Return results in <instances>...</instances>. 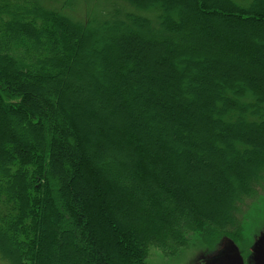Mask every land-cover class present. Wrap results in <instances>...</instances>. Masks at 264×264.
<instances>
[{
    "label": "trees",
    "instance_id": "1",
    "mask_svg": "<svg viewBox=\"0 0 264 264\" xmlns=\"http://www.w3.org/2000/svg\"><path fill=\"white\" fill-rule=\"evenodd\" d=\"M59 1L0 0V260L241 240L264 189V0H96L82 20Z\"/></svg>",
    "mask_w": 264,
    "mask_h": 264
},
{
    "label": "rangeland",
    "instance_id": "2",
    "mask_svg": "<svg viewBox=\"0 0 264 264\" xmlns=\"http://www.w3.org/2000/svg\"><path fill=\"white\" fill-rule=\"evenodd\" d=\"M60 5L66 6L72 11L75 10L76 5L81 6L75 12L65 11L78 20H82L85 11H93L95 13L98 7L96 6V0H60L58 4H54L53 6L60 8ZM257 194L255 197L247 200L243 206L244 229L241 240L234 241L231 239L240 252H247L249 257L252 254L253 245L264 231V189H259ZM221 239L216 244L209 245L200 238L191 237L185 247L179 248L174 252L169 250L164 252L153 248L149 251L146 264H209L205 262L212 256L213 251L219 248L218 244ZM0 264L6 263L0 260Z\"/></svg>",
    "mask_w": 264,
    "mask_h": 264
},
{
    "label": "water",
    "instance_id": "3",
    "mask_svg": "<svg viewBox=\"0 0 264 264\" xmlns=\"http://www.w3.org/2000/svg\"><path fill=\"white\" fill-rule=\"evenodd\" d=\"M219 248L213 251L212 256L206 260L209 264H245L240 250L236 244L227 237L219 242ZM251 256L247 264H262L264 258V231L259 235L257 242L253 245Z\"/></svg>",
    "mask_w": 264,
    "mask_h": 264
},
{
    "label": "flooded vegetation",
    "instance_id": "4",
    "mask_svg": "<svg viewBox=\"0 0 264 264\" xmlns=\"http://www.w3.org/2000/svg\"><path fill=\"white\" fill-rule=\"evenodd\" d=\"M241 255H242L243 259H244L245 264H247V261H248V258H249V254H247V252H245V253L242 252ZM262 264H264V258H263V263Z\"/></svg>",
    "mask_w": 264,
    "mask_h": 264
}]
</instances>
